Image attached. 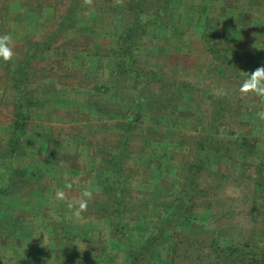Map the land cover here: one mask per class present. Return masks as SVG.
<instances>
[{"label":"rangeland","instance_id":"1","mask_svg":"<svg viewBox=\"0 0 264 264\" xmlns=\"http://www.w3.org/2000/svg\"><path fill=\"white\" fill-rule=\"evenodd\" d=\"M76 1L73 10L79 19L78 26L67 28L68 25H65L63 28L69 33V38L76 37L70 46L82 50V47H85L86 36L91 35L100 44L101 51L97 52L95 46L89 45L85 48L91 52L80 53L79 56V52L67 50L63 46L64 37L57 36L53 38L54 47L49 52V56L43 60L41 50L37 48L35 51H30L29 44L32 42V45L37 46L38 41H42L49 34H54L59 27L62 14L67 13L72 1L0 0V35L7 34L11 37L10 46L15 53L9 61L0 59V228H5L10 234L8 236L0 233V264H64L61 260L62 244L57 242L58 238L53 233H58L59 229L63 231L65 227H72L74 244L85 253L91 252L94 256L93 262L89 263V260L88 264H129L131 247L141 245L160 225L161 219L168 212L161 207L154 209L152 204L149 207L142 199L149 198L146 193L153 196L158 192L157 189L172 187L174 194L181 190L184 178L180 174L175 175L173 167L176 164L170 158L174 156L182 166L185 163L190 164L198 155L197 142L203 137L207 146L206 155L211 161L209 170L204 173L205 181L200 179L199 187L205 189L209 197L200 196L193 199L195 204L188 205L187 212L183 214L185 220L173 222V227L169 229L167 237L163 240L166 246L154 247L144 256V263L160 264L166 261L170 254L169 246L179 237L176 235L177 237L172 240L173 233L176 231L182 233L183 229H187L183 235L187 236L189 241L182 247L188 248L190 240L194 244L188 250L189 256L180 258L179 264H208L212 258L209 249H206V243L209 244L211 239L217 238L223 247L240 246L248 240L250 230L256 225L254 230L258 231L257 237L260 235L259 241H262L264 246V92L256 93L254 90L251 80L254 74L238 72V69L233 67L230 70L225 66V62L223 67L217 66L212 60V64L205 62L203 72L200 67H191L194 69V71L190 70L193 73L190 77L191 82L195 80L200 82V85L194 88L196 91H193V98L192 96L190 98L188 93L189 76L187 79L182 77L181 80L186 82L174 83L173 89L181 91L188 100L183 99L179 102L175 115L170 116V111L165 112L170 118H167L168 114H166L163 124L159 126L164 128L163 133L155 132L158 133L156 138L164 135L169 143L158 145L142 140L144 133L146 131L149 133L148 128L157 124L150 114L145 112V116L143 115L136 131L139 135L133 142L135 145L133 148L135 151L139 150L140 158L135 157L126 164L133 177L139 179L129 182L135 195L134 203L126 214V222H129L130 226L118 233L104 220L99 222V227L93 228L94 222L82 213L79 217L75 216L74 209L84 201V194L89 192L90 181L96 179L95 165L88 157H93L103 145V141L98 137L104 132L102 130L96 132V126L90 125L100 123L102 127L103 122L84 116H78L82 120L77 117L64 119L62 117L64 115L59 119L57 114L53 113L54 110L61 108L56 104L54 95L58 91L62 96H70V99H74L84 95L78 88L76 90L74 85L86 83L88 87H94L96 83L92 79L85 80L82 76L73 74L64 77L66 73L85 68L93 75L91 78L98 76L100 80L98 82L108 84L107 92L98 93V96L110 98L112 93H117L119 99H127V101L136 97V94L134 96L131 94L133 91L128 87L129 83L116 77V55L106 51L122 33L123 23L128 18L134 21L132 17L139 7L138 0ZM166 2L170 6V13L166 18L164 16L165 19L140 15L139 31L144 47L140 52V60H142L141 64L145 65L142 76L151 80H162L164 70L160 71L158 61L166 56L176 61L178 57V60L184 64L183 56L188 55L191 58L187 63L190 64L189 67L197 64L199 61L196 58L202 48V34L215 19L220 20L218 34L222 36L224 42L264 54V0H168ZM53 5L57 11L47 12L44 9L43 14L36 11L41 6L47 8L46 6ZM29 7L34 10L24 12ZM19 12L25 13L22 19L16 17ZM148 20L159 21L156 22L157 25H151L147 24ZM158 24L163 26L162 29ZM87 33L89 35H86ZM151 47L153 53H150ZM252 56L259 58L256 55ZM262 59L264 67V58ZM23 62L30 63V66L23 70L30 74L28 77L31 79L26 85L27 91L32 97L50 99V110L42 109L43 107L37 105L31 107L26 129L14 133L17 113L15 100L19 94L12 88V80H9L8 73L17 70L19 64ZM59 66H61V79H57L58 75H56ZM59 81L69 83L71 86L61 85ZM261 83L264 85L263 79ZM218 97L223 100L221 103L223 120L214 121V125H211L213 100ZM129 106V102L121 105L125 111ZM79 110L84 109L82 106L74 108L75 112ZM61 111L64 112L65 109L61 108ZM107 121L109 119L104 122L106 128L111 123ZM76 125H81L80 129H82L79 146L73 145V152L62 157L66 160L70 157L74 158L71 159L70 164L68 162V166L85 167L81 176L78 173L73 177L65 171L62 173L61 167L57 172L51 164L46 163L51 152H47L44 145L45 139L48 138L45 133L46 128L48 134L51 133L58 138L56 142L50 144L56 147L58 142L61 143V137L67 132H73L72 128ZM108 136L107 134L106 137L109 138ZM14 138L26 148L27 158L17 160L9 155L15 149ZM222 142L225 143L222 150L215 151ZM94 143L96 145L90 152L88 147L91 144L93 146ZM94 150L96 152H93ZM29 165H33L35 171L42 170L45 175L40 180L43 184V199L39 192L36 194V189L39 187L37 181L23 188L20 193L15 190L13 194L7 190L1 192L10 186L8 176L10 168L26 169ZM179 170L182 174L180 168ZM162 175L166 178L160 183L159 177ZM78 178L79 180L82 178L83 183L86 184L78 187L76 184L73 185L74 190L68 189L65 183L71 185ZM147 180L152 182L146 184ZM157 181L159 185L155 188ZM82 185L84 187H81ZM258 185L260 188L257 189ZM140 190L146 198L144 195L141 197L137 195ZM58 192L64 194L63 198L58 197ZM90 193L95 196V188L94 193ZM6 199L18 200L10 202L9 205ZM211 199L216 201V206L209 205ZM70 204L73 208L69 207ZM19 215L22 217V223L26 221L32 225V228L25 231L29 233L30 238L19 236L21 230L17 229L13 221V218ZM15 219L23 225L21 220Z\"/></svg>","mask_w":264,"mask_h":264},{"label":"trees","instance_id":"2","mask_svg":"<svg viewBox=\"0 0 264 264\" xmlns=\"http://www.w3.org/2000/svg\"><path fill=\"white\" fill-rule=\"evenodd\" d=\"M71 1L72 2L69 4L70 7L67 10V13L65 15L62 14L61 22L54 34H49V36L45 37L42 41H38L36 43L37 46L32 45L31 42L29 44L31 45V48H29L30 51H35L38 48L39 50H41V52H50L54 47L53 38H56L57 36H60V38L64 37L62 38L63 46L67 50L79 52V56L81 55L80 53L86 54L91 52L90 50L88 51L85 48L89 45L95 46L97 52L99 50L101 51L100 44H98V41L91 35L90 37L86 36L85 47H82V50H80V48L76 49L75 46H70V44H72L74 40H76V37L69 38V33L66 32V30H64L63 28L65 27V25H68L67 28L77 27L79 20L75 10H73V5L77 1ZM166 1L168 0H138L139 7L136 8V13L134 14V17H132L134 21L132 22L130 21L131 19L128 18L125 23H123L122 33L118 35L117 40L115 42H112V45L110 44L111 47H109V49L106 51V53L116 55V77L124 79L129 83L128 87L132 89L133 92L131 94H133V96L136 94L135 98H129L131 101H127V99L121 100L116 95L117 93H112V95H110V98L98 96V93L107 92L108 84H101V82H98L100 81L98 76H94V78H91L93 75H91L89 69L85 68H79L76 71H72L71 73H66L64 77L70 74H73L75 76L80 75L85 80H94V82L96 83L94 84V87H88V85H85L86 83H82L81 85H74V87H76V90L78 88L80 92L82 91L84 93V95H80L78 98L74 99H70V96L64 97L58 91L55 92L54 95V98L56 99L55 102H57L56 104L65 109L64 112L61 111V108L53 111V113L57 114L59 119H61V116L64 115L62 116L64 117V119H76L75 117H77L79 120H82L78 116H84L88 119H98L99 121L103 122L102 127L100 126V123L90 125L96 126V132L101 130L104 132L101 136L98 137L100 138V141H103V145L100 147L99 151H93L96 152L94 153L95 155L93 157H88L89 161L95 165L94 169L96 171V179H92L90 181V187L88 190L89 192L87 194H84L85 199L82 202L86 204V209L82 212V214L87 219L94 222L93 228L99 227V222L102 220L106 221L108 226H112V229H114L118 233L120 231H125L127 227L130 226L129 222H126V214L129 208H131V205L134 203L135 195L129 182L139 179L137 177H133V173L129 172L126 164H128V162H130L135 157L140 158L139 150L135 151L133 148L135 146L133 142L139 135V133H136V131L138 126H140L142 122L143 115L146 112V114H150V116L154 119V122H156L157 124L152 125L153 127L148 128L149 133H147L146 131V133H144L145 135H141L142 140H144V142L146 143L150 141L158 145L169 143V140H166L164 135L156 138L158 136V133H163L164 128H160L159 126L163 124V118L166 114H168L165 112L170 111V116L175 115L174 113L176 112L175 110L178 107L179 102H181L183 99L188 100V97H184L181 91L173 89L174 83L186 82L181 79L182 77L187 79L189 76L187 82L188 93H190V98L191 96L193 98V93L196 91V87L200 85V82L199 80L191 82L190 77L193 76V73L190 70L194 71V69H191V67H200L203 72L205 62H210L212 64L213 61V63L215 62L219 67H223V62H225V66L230 68V70L233 67V69H238V72L244 71L252 74L258 68L263 67L262 58H264V54L262 52L250 51L249 49H246L240 45L235 46L233 44H230V42H224L222 36L218 34L220 20L215 19L212 25L206 28V30L202 34V48L201 52L196 58L197 61H199L197 64H193L189 67L190 64L187 63L191 58L188 55L183 56V59L185 61L184 64L183 62L181 63L178 60V57L176 61L170 60L171 57L166 56L161 61H158L160 71L164 70V78L162 80H151L146 76H142L141 74H143V72L145 71V65H142V60H140V52L144 49L142 42L143 38L140 35L139 31V20L141 19L140 15L143 14V16L145 17H160L162 19L165 16L166 18L168 13H170V6ZM46 7L47 8L41 6L37 8L36 11L41 14H43L42 10L44 9L47 12H50L51 10L57 11V8H55L54 5L52 7ZM26 10L34 9H32V7H29V9H25L24 12ZM24 12L17 13L16 17L22 19V17H24L25 15ZM162 13H165L166 15H162ZM5 19L6 18H4V20ZM154 20H148L147 24L157 25L156 22L159 20ZM10 21H12V19ZM158 27L162 29L163 26L161 24H158ZM53 29H55V27H53ZM45 32L46 30L44 31V33ZM86 35L89 34L87 33ZM156 39L159 40L158 38ZM71 40L73 41L71 42ZM33 46H35L36 48H33ZM150 53H153L152 47L150 49ZM32 54L30 56L31 58L33 57ZM252 55L259 56V58L256 59ZM23 63L19 64L17 70L8 73L9 80H12V88H14L19 94L17 95V98L15 100L17 113L13 127L14 133H16L15 131H22V129L27 127L30 119V115H28V113H30L31 107L37 105L38 107H43L42 109L50 110V99L32 97L31 94L27 91L26 85L31 81V79H29L28 77V75L30 74H28L27 72H23V70L29 67L30 63ZM56 72V75H58L57 79H61V66H59V69ZM254 75V78L252 77L251 79L253 80L254 90H256V93H261L257 91V88L264 87V85L261 83L262 79L264 80V72H255ZM200 76L201 75H199V77ZM58 83H61V85L71 86V84L61 81H59ZM125 102H129L130 105L127 111L123 110V108L121 107L122 103L125 104ZM222 102L223 100L221 97L213 100V109L211 111L210 119L212 121L211 125H214V121L217 122L219 120H223V104H221ZM77 106H82L84 110L75 112L74 108ZM48 113L50 114V111H48ZM169 114L168 116L166 115L167 118H170ZM106 119H109V121L107 122H111L109 123V126H107V128L105 127L106 123H104ZM80 126L81 125H76L75 128H72L73 132H67L64 137H61V143L58 142L56 147H53V145L51 146L50 144L56 142L58 138L51 133L48 134V130L46 128L45 133H47L46 135L48 136V138L45 139L46 142L44 146L47 149V152H51V155L47 159L46 163L51 164V166L54 167L55 171L58 172V168L61 167L62 173H64L65 171L66 174L70 173L73 177H76L78 173L81 176L83 171L85 170V167L81 166H68V162L70 164L71 159L74 158L70 157L67 160L62 158L67 153L73 152V145L76 144L77 146H79V140L82 136V134H80L82 133V129H80ZM114 128L116 130H114ZM107 134L109 135V138L106 137ZM103 135L105 137H103ZM14 139L15 149L14 151H11L9 155L13 159L17 160H23L27 158L25 157L26 148H23L19 140H16V138ZM204 140V137L201 139L199 138V141L197 142V148L199 150L198 155L190 164L185 163L184 166H182L174 156L170 158V160L176 164L173 167L175 168V170L173 171L175 175L180 174L184 178L181 190L178 193L174 194L172 191V187H170L167 189H157L158 192L153 196H150V193L145 194L149 198L142 200L143 202L147 203V206L151 207L152 204V207L154 209L161 207L166 209V211L168 212L166 216L161 219L160 225L141 243V245H139L138 247H131L129 251V264H148L144 263V256L149 253L154 247H158L159 245L166 246L164 245L165 243H163V240L167 237L169 229L173 227V222L176 220L177 222L185 220L183 214L184 212H187L188 205L195 204V200L193 199L200 196L209 197L208 193H205L206 190L199 187V180L201 179L202 181H205V179L203 178L204 173L209 170L211 161L210 157L206 155L207 146H205ZM219 144L220 145L215 148V151L222 150L223 144L225 143L222 142ZM95 145L96 143H94L93 146L92 144L89 145L90 147L88 148L90 152ZM226 145H230V143H226ZM9 155H7V157L10 158ZM146 162L147 161H145V163ZM178 167L181 169L182 174L179 172L180 170ZM152 170L150 171L152 172ZM42 172V170L35 171L33 165H29L26 169H18L12 167L8 170L10 186L4 188L1 192L7 190L10 191L11 194H13L15 191L20 193L23 188H27L30 184H32V182L37 181L39 187L36 189V194L39 192L41 198L43 199V184L40 180L44 178L45 175H43ZM165 178V175L160 176L159 182L161 183ZM83 182L84 181L82 178L81 180H79L78 178L77 180L75 179L74 183H71V185H69V183H65V185L68 186V189L74 190L73 185L76 186L77 184L78 187V185L86 184ZM150 182L152 181L147 180L146 184ZM62 185H64V183H62ZM158 185L159 184L157 181L155 188H158ZM81 187H84V185H82ZM94 188L96 190L95 196L94 194L92 195L90 193H94ZM258 188H260V185L257 186V189ZM140 192L142 191L140 190L137 195L141 197L144 194L143 192ZM45 197L46 195H44V198ZM6 198H8V196ZM6 200L5 202H7ZM16 200L18 199L8 200L9 205L10 202H14ZM140 200L141 199H139V201ZM31 201L35 202L33 200ZM215 204L216 201L214 199L209 202L210 206H214ZM136 209L140 208L136 207ZM15 218H17L18 221L21 220L22 223V217L21 215H19L18 217L13 218L14 224L16 225L17 229H19V231L21 230L19 236H22L24 238L29 237V233H26L25 231L32 228L31 223L28 224L26 221H23V225H21L16 221ZM257 222L259 221L257 220ZM55 225L57 226V224ZM256 227L257 225L254 226L252 230H250L251 233L248 237V240L244 242V244L241 243L240 246L232 245L231 247H223V245L217 238L211 239L209 244L206 243V249H209L211 253L210 256L212 258V260H210L208 264H264V246L262 245L263 242L259 241L260 235H258L257 237L258 231L254 230ZM71 228L72 227H65L63 231H60L59 229L58 233H53V235L58 238L57 242L59 244H62L63 250L61 260L64 262V264H88L87 261L89 260V263L93 262L92 259L94 256L91 252L85 253L82 249H79L74 244V235L73 231H71ZM186 230L187 229L181 230L182 233H179L178 231L173 233L172 240L177 237L176 235H178L179 237L176 238L175 241H172L171 245L169 246L170 254L168 259L160 264H179L180 258L189 256L188 250L190 249V246H193L194 243L190 240L188 248L182 247L184 246V244H188L189 241V238L183 235L184 231ZM204 232L205 231H203V233ZM0 233H5L8 236L10 235L6 232L5 228H0Z\"/></svg>","mask_w":264,"mask_h":264},{"label":"clouds","instance_id":"3","mask_svg":"<svg viewBox=\"0 0 264 264\" xmlns=\"http://www.w3.org/2000/svg\"><path fill=\"white\" fill-rule=\"evenodd\" d=\"M10 41H11V37L9 35L7 34L0 35V59H3L4 61L11 60L15 55L12 47L10 46ZM255 72H264V67L258 68L257 70L254 71L253 74H255ZM257 91L264 92V87H258ZM57 195L58 197L63 198L64 194L62 192H58ZM69 207L73 208V205L70 204ZM85 209H86V204L84 203L79 204V207H76L74 209L75 216L79 217Z\"/></svg>","mask_w":264,"mask_h":264},{"label":"crops","instance_id":"4","mask_svg":"<svg viewBox=\"0 0 264 264\" xmlns=\"http://www.w3.org/2000/svg\"><path fill=\"white\" fill-rule=\"evenodd\" d=\"M57 52V51H56ZM49 52L48 51H45V52H42L41 53V56H42V59L44 60L45 59V57H48L49 56ZM57 54H59V52H57ZM70 175V174H69Z\"/></svg>","mask_w":264,"mask_h":264}]
</instances>
